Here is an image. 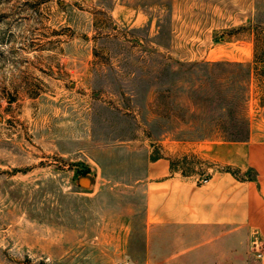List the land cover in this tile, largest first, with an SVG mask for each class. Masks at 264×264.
<instances>
[{"label": "rangeland", "instance_id": "1", "mask_svg": "<svg viewBox=\"0 0 264 264\" xmlns=\"http://www.w3.org/2000/svg\"><path fill=\"white\" fill-rule=\"evenodd\" d=\"M247 127L264 142V0H0V264H141L147 162L203 175L226 142L198 137ZM174 232L151 264L246 245Z\"/></svg>", "mask_w": 264, "mask_h": 264}, {"label": "crops", "instance_id": "2", "mask_svg": "<svg viewBox=\"0 0 264 264\" xmlns=\"http://www.w3.org/2000/svg\"><path fill=\"white\" fill-rule=\"evenodd\" d=\"M208 157L213 166L203 175L176 172L165 158L147 162L139 184L143 202L141 264H151L157 233L173 241L174 231L195 228L246 231L244 248L227 250L224 244L217 255L202 260L205 264H264V142L210 145ZM204 178L208 181L202 184ZM120 231L118 245L124 247L130 229L124 224ZM177 251H171V256L176 257ZM120 262L134 264L132 257L124 255L114 261Z\"/></svg>", "mask_w": 264, "mask_h": 264}, {"label": "trees", "instance_id": "3", "mask_svg": "<svg viewBox=\"0 0 264 264\" xmlns=\"http://www.w3.org/2000/svg\"><path fill=\"white\" fill-rule=\"evenodd\" d=\"M225 64H233L234 66L239 67V68L247 67L249 70L251 68L249 65L245 66L242 63H228V62H226ZM249 73H250V71L247 73V77H245L246 80L250 79ZM245 102H246V97H245V95H243L242 99H241V103L244 104ZM241 123L243 125H246V124L248 125L247 116L244 114L242 115ZM249 135H250V131L247 127V128H243V129H238L236 131H230V132H222V133H215V134L206 133V134L199 136L198 139H209L212 137H216V138L221 139L224 142H246L249 139Z\"/></svg>", "mask_w": 264, "mask_h": 264}, {"label": "built area", "instance_id": "4", "mask_svg": "<svg viewBox=\"0 0 264 264\" xmlns=\"http://www.w3.org/2000/svg\"><path fill=\"white\" fill-rule=\"evenodd\" d=\"M207 181H208V179H207V178H204V179H202L201 183L204 184V183H206ZM260 256H261V254L258 253V254H257V257H260ZM117 264H129V263H128V262H120V263H117Z\"/></svg>", "mask_w": 264, "mask_h": 264}]
</instances>
